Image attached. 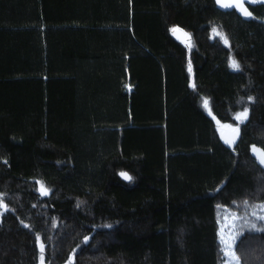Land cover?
<instances>
[{"label": "trees", "instance_id": "trees-1", "mask_svg": "<svg viewBox=\"0 0 264 264\" xmlns=\"http://www.w3.org/2000/svg\"><path fill=\"white\" fill-rule=\"evenodd\" d=\"M246 6L0 0V264H40L38 237L44 264H224L218 208L255 222L264 201V3ZM240 229L241 264H264Z\"/></svg>", "mask_w": 264, "mask_h": 264}, {"label": "snow or ice", "instance_id": "snow-or-ice-1", "mask_svg": "<svg viewBox=\"0 0 264 264\" xmlns=\"http://www.w3.org/2000/svg\"><path fill=\"white\" fill-rule=\"evenodd\" d=\"M264 3V0H215V3L222 9H235L237 10L242 16L245 18H253V12L249 10V7L246 6L248 4H255V3ZM173 33L177 31H183L182 29L173 28L171 29ZM216 30L214 29V32ZM185 35H188L185 33ZM217 36H221L219 32H216ZM223 42L225 45H228V39L227 36H222ZM230 66L234 69L239 71L240 70V64L237 60L234 58H230L229 60ZM189 71H191V63H189ZM192 87L195 88L196 85L193 83ZM248 103H255V98L252 96L247 97ZM205 107H207V100L205 99ZM250 109L248 107H244L242 110L237 111L232 116V119L237 122V126L233 127L231 124L222 125L223 128H228L231 130V136H223L224 141L226 144L230 146H234L237 139L240 136V128L239 125L245 124L249 119ZM220 122L217 121V124ZM250 150L258 163L261 166H264V148H260L257 145L253 144L250 147ZM233 151H235V147H233ZM4 163H7V161H4ZM121 176L124 177L126 180H131L132 177L129 176L127 173L122 172L120 173ZM37 184L40 185L39 191L42 195L47 196L50 189L43 186L42 182L37 181ZM4 194L0 193V208H2L4 211H8V206L3 202ZM236 204V207L239 208L240 205L236 202H233ZM244 208L248 209L251 208L252 205L249 201L245 200L243 202ZM80 206V202L77 203V207ZM219 207V206H218ZM255 207L258 209V211H252L250 216L255 218V222L248 216V215H241L238 212H231L227 208L224 210L226 212H229V215L224 217V220L226 221L225 224H223L217 232V236L221 245L220 251L222 252L223 258H224V264H241L240 256L237 254L236 251V242L237 240L244 235V231H240L238 229V224L240 228H243L245 231L248 232H264V226H258L257 222H264V215H261V212H264V201H261L259 204L255 205ZM220 221H218V224ZM28 227V225H25ZM107 227H111V225H107ZM232 229L231 232L228 231V229ZM39 239V237H38ZM89 237H85L84 240L87 242ZM45 249V245L41 242L40 243V264H44V256L43 252ZM68 264H73L72 259L70 258L68 261Z\"/></svg>", "mask_w": 264, "mask_h": 264}, {"label": "rangeland", "instance_id": "rangeland-1", "mask_svg": "<svg viewBox=\"0 0 264 264\" xmlns=\"http://www.w3.org/2000/svg\"><path fill=\"white\" fill-rule=\"evenodd\" d=\"M225 208H227V207H225V206H220L219 208H218V221H220V223H219V228L223 225V224H225L226 223V221L224 220V217L225 216H227V215H229V212H226L224 209ZM228 210H230L229 208H227ZM231 212H235V211H232V210H230ZM261 215H264V212H261L260 213ZM255 219V218H254ZM238 229L241 231V229H240V226H239V224H238ZM228 231L229 232H231L232 231V229H228ZM237 243V242H236Z\"/></svg>", "mask_w": 264, "mask_h": 264}, {"label": "water", "instance_id": "water-1", "mask_svg": "<svg viewBox=\"0 0 264 264\" xmlns=\"http://www.w3.org/2000/svg\"><path fill=\"white\" fill-rule=\"evenodd\" d=\"M172 35L177 41H185L186 40V36H185V32L184 31H177L175 33L172 32ZM224 136H231V132L228 133L227 135H224ZM41 242L45 245V249H44V252H45L46 251V244L42 241L41 237H39V239L37 238L38 250L40 251V243Z\"/></svg>", "mask_w": 264, "mask_h": 264}, {"label": "crops", "instance_id": "crops-1", "mask_svg": "<svg viewBox=\"0 0 264 264\" xmlns=\"http://www.w3.org/2000/svg\"><path fill=\"white\" fill-rule=\"evenodd\" d=\"M44 30H45V29H43L42 32H41V37L44 36V33H45ZM0 32H1V31H0ZM43 41H45V39H44ZM7 50H8V49H7Z\"/></svg>", "mask_w": 264, "mask_h": 264}, {"label": "flooded vegetation", "instance_id": "flooded-vegetation-1", "mask_svg": "<svg viewBox=\"0 0 264 264\" xmlns=\"http://www.w3.org/2000/svg\"><path fill=\"white\" fill-rule=\"evenodd\" d=\"M227 134H228V132L225 133V135H227Z\"/></svg>", "mask_w": 264, "mask_h": 264}]
</instances>
